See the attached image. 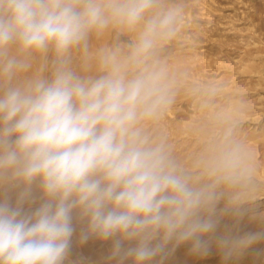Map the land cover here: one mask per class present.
Segmentation results:
<instances>
[{
    "label": "clouds",
    "instance_id": "obj_1",
    "mask_svg": "<svg viewBox=\"0 0 264 264\" xmlns=\"http://www.w3.org/2000/svg\"><path fill=\"white\" fill-rule=\"evenodd\" d=\"M185 16L182 0H0V185L22 186L15 206L0 201V264H64L74 212L87 220L82 242L114 238L113 255L134 264L170 243L205 255L220 219L245 215L256 168L233 124L192 167L151 131L177 94L157 52ZM111 31L133 39L98 51V75L74 71L72 51ZM49 51L50 76L13 83L29 57ZM33 185L42 202L25 212ZM261 240L264 232L215 237L225 259Z\"/></svg>",
    "mask_w": 264,
    "mask_h": 264
},
{
    "label": "rangeland",
    "instance_id": "obj_2",
    "mask_svg": "<svg viewBox=\"0 0 264 264\" xmlns=\"http://www.w3.org/2000/svg\"><path fill=\"white\" fill-rule=\"evenodd\" d=\"M182 3L186 16L176 38L157 52V58L166 63L174 77L176 99L165 119L151 131L156 136L166 137L177 160L186 167H192L205 145L219 138L228 123L233 124L235 139L260 174L264 167V137L261 136L259 122H253V118L261 89L255 88V79L236 74V69L244 52L253 50V46L248 47V44L260 43L264 51V0H182ZM132 39L131 34L117 31L100 37L91 36L86 47L72 51L70 66L82 76L98 75V51L117 44L126 46ZM55 59V53L51 51L33 54L28 58L31 67L19 73L13 83L21 84L38 72L50 76ZM229 86L242 90L237 95L244 106L242 113L233 120L222 121L213 114L226 106L227 101L220 90ZM260 94L264 96V90ZM250 137H255L256 143L248 141ZM263 182L264 176L255 177L256 188ZM21 191L22 186L0 185V201L7 200L15 206ZM262 198L247 200L242 218L224 215L220 219L216 233L206 237L210 241L207 254L193 252L191 242L178 246L170 243L150 264H235L233 258H224L215 237L225 233L244 235L260 229L258 216L261 211H252L250 207L264 203V196ZM41 202L42 193L33 185L32 199L24 203L23 209L32 212ZM222 208L223 203L218 210ZM73 227L74 234L64 264H134L131 257L122 260L120 256L113 255L114 238L104 240L90 235L82 242L81 234L87 231V220L75 212ZM135 245V241H123L124 249Z\"/></svg>",
    "mask_w": 264,
    "mask_h": 264
},
{
    "label": "bare ground",
    "instance_id": "obj_3",
    "mask_svg": "<svg viewBox=\"0 0 264 264\" xmlns=\"http://www.w3.org/2000/svg\"><path fill=\"white\" fill-rule=\"evenodd\" d=\"M249 46H253V50L249 52H244V54L237 61V69L236 74L240 76H244L246 78L255 79V88L264 90V51L260 46V43L253 42L252 44H248ZM260 90V91H261ZM258 92L259 101L258 104L254 105V118L253 122H259V129H261V136L264 137V96ZM242 90L239 88H235L233 86H229L220 90L222 97L227 101V104L224 108L220 109L217 113L213 114L217 119L225 120H233L236 116L240 115L243 111V103L239 99L238 95ZM213 113V109H211ZM263 119V120H261ZM260 120V121H259ZM255 137H250L248 141H254ZM264 140V138H263ZM256 143V141H254ZM253 142V143H254ZM258 142V141H257ZM255 162V161H254ZM261 166V165H260ZM262 167V166H261ZM261 169V168H260ZM263 172L258 174L256 172V176L258 178H263L264 175V167L261 169ZM264 196V182L261 184L259 188H255L251 194L250 199H263ZM249 199V200H250ZM264 203H256L252 205L250 208L252 211L260 209L261 213L258 216V227L260 229H255L252 233L255 232H264ZM225 226V224L223 225ZM232 235H234L232 233ZM175 254V253H173ZM235 264H264V240H261L254 244L251 248L246 250L243 255L238 257H232Z\"/></svg>",
    "mask_w": 264,
    "mask_h": 264
}]
</instances>
